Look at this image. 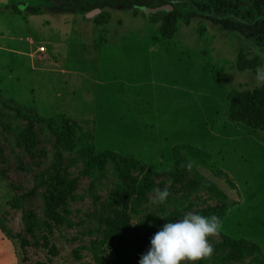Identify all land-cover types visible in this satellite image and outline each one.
<instances>
[{"label":"rangeland","instance_id":"374dc122","mask_svg":"<svg viewBox=\"0 0 264 264\" xmlns=\"http://www.w3.org/2000/svg\"><path fill=\"white\" fill-rule=\"evenodd\" d=\"M10 4L40 6L41 13L2 12ZM238 6L249 9L251 1L238 0ZM155 8L159 17L172 10L195 16L189 24L178 21L173 38L155 41ZM104 12L109 19L96 24ZM222 12L213 17L188 0H132L88 12L70 0H0V92L11 107L9 100L41 116L93 122L96 150L132 157L156 172L155 189L167 187L170 196L154 205L149 193L143 218L152 221L165 211L175 221L231 205L220 231L208 238L213 254L196 264H259L250 248L259 246L264 258V131L230 121L227 94L261 85L254 75L264 66V20L246 26L231 9ZM240 53L251 65L245 71L236 67ZM39 141L46 152L31 157L0 136V264H98L90 248L97 206L80 164L68 169L77 180V198L62 213L70 223L32 224L33 217L46 219L38 180L50 165L54 139L45 133ZM177 144L210 153L235 188L205 168L179 167ZM64 156L62 167L72 157ZM108 177L97 190L100 201L108 196ZM201 181L213 182L219 193ZM136 221L131 217L133 227ZM227 238L243 241L241 248L225 246Z\"/></svg>","mask_w":264,"mask_h":264},{"label":"trees","instance_id":"16d2710c","mask_svg":"<svg viewBox=\"0 0 264 264\" xmlns=\"http://www.w3.org/2000/svg\"><path fill=\"white\" fill-rule=\"evenodd\" d=\"M70 1L81 12H88L100 5L115 6L120 3H132V0ZM188 1L196 5L199 10L210 12L213 17L219 12L223 13L225 8L231 9V17L246 26L264 20V0H250L249 9H241L238 0H203L200 3H196L195 0ZM6 11L13 14L38 15L41 13V7L10 4L2 9V12ZM156 13L150 18L151 23L159 24L158 35L153 38L155 41L173 38L177 33V22L183 21L189 24L195 16L193 12L179 10L168 11L162 17L156 16ZM109 17V13L104 12L95 22L105 23ZM236 67L240 71H245L251 68V65L240 53ZM227 100L229 102L227 116L230 121L264 131V84L251 90H232L227 94ZM9 101L14 107L7 105V99L0 92V104H3L0 107V136L6 141L10 138L15 148L28 151L31 157L45 154L44 149L37 147L43 134L47 133L49 139H54L50 165L39 175L40 180H38V185L43 188L42 201L46 219L38 222L33 217L32 224H46V220L57 225L70 223L62 213L68 211V201L77 198L75 193L77 180L72 177L68 169L80 164L82 166L80 173L90 179L88 193L97 206L91 215L96 222L93 228L96 238L90 246L95 261L98 264L104 262L105 264H139L141 255L150 246L151 237L168 220L173 221L175 218L165 211L153 217L152 221L143 218V215L140 216L146 196L155 189L157 173L147 169L142 162L132 157L111 150H96L93 142V122L87 119L73 120L63 113L41 116L32 108L20 106L13 100ZM64 152L72 157L70 160L67 158L68 163L62 167V160L66 159ZM173 157L179 167L192 164L195 167L205 168L214 178L224 179L231 188L236 186L228 173L216 166L210 153L200 148L177 144L173 147ZM177 174V170L171 172L173 176ZM106 177L110 179L106 184L109 192L105 201H100L97 190ZM201 185L212 193H219L217 186L211 181H201ZM230 207L231 205L223 203L212 210H201L199 214L214 215L221 221ZM131 217L137 219L134 227ZM241 244H243L241 240L227 238L225 241V246H233L237 250L241 248ZM250 249L253 251L254 261L264 264L259 246L251 244ZM235 254L236 252L230 256Z\"/></svg>","mask_w":264,"mask_h":264},{"label":"clouds","instance_id":"9594fccd","mask_svg":"<svg viewBox=\"0 0 264 264\" xmlns=\"http://www.w3.org/2000/svg\"><path fill=\"white\" fill-rule=\"evenodd\" d=\"M254 79L264 84V66L256 68ZM154 193L151 201L154 205L163 204L170 196L167 187L154 189ZM220 228L219 218L214 215L186 213L181 219L168 220L151 237L150 246L141 255L139 264H196L213 254L208 238L216 235Z\"/></svg>","mask_w":264,"mask_h":264},{"label":"water","instance_id":"95a60500","mask_svg":"<svg viewBox=\"0 0 264 264\" xmlns=\"http://www.w3.org/2000/svg\"><path fill=\"white\" fill-rule=\"evenodd\" d=\"M141 9L142 10H145V11H148V8H146V7H141ZM159 11V8H155V9H152L151 10V13L153 14V13H156V12H158Z\"/></svg>","mask_w":264,"mask_h":264},{"label":"crops","instance_id":"0c3cea01","mask_svg":"<svg viewBox=\"0 0 264 264\" xmlns=\"http://www.w3.org/2000/svg\"><path fill=\"white\" fill-rule=\"evenodd\" d=\"M25 39H26V38H25ZM28 43H30V42L28 41ZM20 53H21V52H20ZM25 54H26V53H25ZM30 67L33 68L31 64H30ZM33 69H34V68H33ZM34 70H35V69H34ZM3 250H4V248H3ZM6 252H7V248H6ZM3 256H4V255H3ZM3 256H2V257H3ZM5 256H6V254H5ZM6 258H7V257H6ZM8 260H9V259H7L6 262H8Z\"/></svg>","mask_w":264,"mask_h":264}]
</instances>
